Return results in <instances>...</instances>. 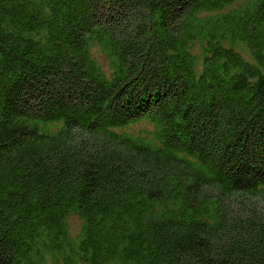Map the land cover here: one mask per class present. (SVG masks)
<instances>
[{
  "label": "trees",
  "instance_id": "obj_1",
  "mask_svg": "<svg viewBox=\"0 0 264 264\" xmlns=\"http://www.w3.org/2000/svg\"><path fill=\"white\" fill-rule=\"evenodd\" d=\"M0 264H264V0H0Z\"/></svg>",
  "mask_w": 264,
  "mask_h": 264
},
{
  "label": "rangeland",
  "instance_id": "obj_2",
  "mask_svg": "<svg viewBox=\"0 0 264 264\" xmlns=\"http://www.w3.org/2000/svg\"><path fill=\"white\" fill-rule=\"evenodd\" d=\"M91 54L93 58L96 60L97 64L104 69L106 66V59L103 57V55L98 51L96 47L92 48ZM145 125L143 123L135 124L134 126H131L128 131H140L141 128H144ZM69 230L74 235L77 233V230L79 228L80 220L77 217H69Z\"/></svg>",
  "mask_w": 264,
  "mask_h": 264
}]
</instances>
